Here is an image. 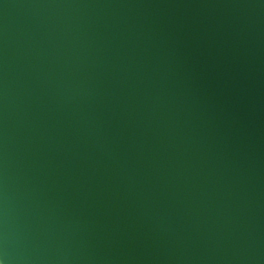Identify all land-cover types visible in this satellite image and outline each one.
<instances>
[{"label": "water", "instance_id": "1", "mask_svg": "<svg viewBox=\"0 0 264 264\" xmlns=\"http://www.w3.org/2000/svg\"><path fill=\"white\" fill-rule=\"evenodd\" d=\"M5 264H264V0H0Z\"/></svg>", "mask_w": 264, "mask_h": 264}, {"label": "clouds", "instance_id": "2", "mask_svg": "<svg viewBox=\"0 0 264 264\" xmlns=\"http://www.w3.org/2000/svg\"><path fill=\"white\" fill-rule=\"evenodd\" d=\"M0 264H5L4 259H0Z\"/></svg>", "mask_w": 264, "mask_h": 264}]
</instances>
